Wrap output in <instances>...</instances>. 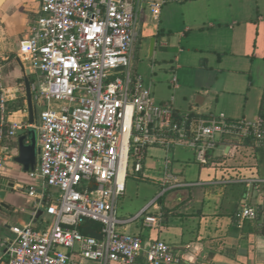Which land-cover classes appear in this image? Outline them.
Returning a JSON list of instances; mask_svg holds the SVG:
<instances>
[{
  "label": "built area",
  "instance_id": "obj_1",
  "mask_svg": "<svg viewBox=\"0 0 264 264\" xmlns=\"http://www.w3.org/2000/svg\"><path fill=\"white\" fill-rule=\"evenodd\" d=\"M145 1L157 14L160 5ZM135 27L129 0H38L34 26L16 54L36 75L32 101L41 108L38 122L26 124L36 131L38 149L28 173L36 183L25 189L34 203L29 222L9 228L12 238L0 246L3 264H136L139 258L141 264H181L167 242L145 243L119 230L139 220L146 228L159 221L150 212L156 200L127 220L117 217L129 167L137 176L149 148L168 155L189 150L199 165L221 169L226 159L213 158L224 144L233 149L232 158L239 149L252 150L254 162L255 153L264 151V115L205 119L156 102L132 70ZM7 101L0 96L1 116ZM22 129L19 123L6 128L1 117L0 143ZM254 166V177L234 167L235 176L225 180L246 187L233 217L237 228L264 216V176ZM161 176L163 191L186 186L169 160Z\"/></svg>",
  "mask_w": 264,
  "mask_h": 264
},
{
  "label": "crops",
  "instance_id": "obj_2",
  "mask_svg": "<svg viewBox=\"0 0 264 264\" xmlns=\"http://www.w3.org/2000/svg\"><path fill=\"white\" fill-rule=\"evenodd\" d=\"M151 1L160 5L157 14H153L145 0H129V4L136 15L132 70L143 79L154 100L171 103L179 112L205 119L222 116L254 120L264 115L261 111L264 99V0ZM0 11H4L0 21L1 50L10 40L19 45L22 37L33 28L38 0H3ZM151 41H154L152 46ZM144 50V57L149 59L146 64L150 67L149 76L137 69L139 54ZM15 61L8 81H3L0 67V93L8 99L1 117L6 128L11 123H19L28 129L24 85L15 84L22 69L17 58ZM23 71L25 77L31 76L35 81L36 75L26 69ZM173 77L175 84H172ZM3 82L7 84L4 86ZM16 145L17 137L0 143V179L13 185L0 210V246L11 239L10 227L29 222L34 203L25 189L36 182L14 162ZM175 151L165 160L152 150L147 161L145 153L142 171L135 176L136 180L155 186L159 190L157 197L143 198L132 213L126 203L127 178L125 192L116 203L117 217L127 220L156 200L150 212L159 215L158 223L146 228L135 222L122 225L119 230L139 235L145 243L151 240L167 242L181 264H264V216L237 228L233 214L230 216L220 210L225 208L220 202L226 198L212 194L215 188L233 190L239 184L223 178L202 180L200 168L203 166L195 161L194 154L181 150L187 154L179 159L174 157ZM233 153V149L224 144L217 149L213 160H227ZM166 160L171 167L178 165L179 170L173 173L186 184L184 188L163 191L160 180ZM193 166L197 168L195 174L190 172ZM156 174L158 177L154 179ZM47 193L55 195L53 190ZM244 193L240 198L234 193L229 196L235 197L240 206ZM4 252L5 248L1 247L0 264L7 260Z\"/></svg>",
  "mask_w": 264,
  "mask_h": 264
},
{
  "label": "rangeland",
  "instance_id": "obj_3",
  "mask_svg": "<svg viewBox=\"0 0 264 264\" xmlns=\"http://www.w3.org/2000/svg\"><path fill=\"white\" fill-rule=\"evenodd\" d=\"M4 16V11H0V21L2 20ZM9 48L11 49V52L9 50ZM17 48H18V44L13 41L10 40L8 42V45L6 43H4V45H2V49L0 50V67L2 68V76H3V81L6 80L8 81V77H10V73L11 71L15 68L16 66V53H17ZM15 56V57H14ZM145 56V50L143 53L139 54L138 57V64H137V69L139 71V73H143L147 76H149L150 73V67H146V64L149 63V59L144 57ZM143 60V62H142ZM159 62L158 64H156V68L157 66H159ZM24 67L27 68L28 64H24ZM26 76L25 71H21L19 73V78L17 79V81H15V84H22L24 77ZM28 80L30 83H33L34 80L31 76H27ZM5 82H3V85L5 86ZM34 105V104H33ZM41 110V108L37 107V105H34V120L35 123L38 122V117H39V111ZM152 150H155L158 152L159 157L161 160H165V158L167 159L168 157L171 158V156H167L168 154L166 153V151L164 149H159V148H149L146 151L147 154V161L148 158L150 157V155L148 153H150ZM187 152L181 151L179 149H177L174 153V157L175 158H185L186 157ZM256 154V161L254 162L253 156H252V150L250 149H239L238 152L236 153L235 158H229L226 160V165L227 167L225 168H209V167H201L200 168V175H201V179L202 180H213V179H221L222 177L227 180L229 179V177L231 176H235V171H234V167H240L241 170V174L243 175V177H247V178H251L254 177L256 174V167L254 166V164L257 163V171L258 174L260 176H264V151H258L255 153ZM167 156V157H166ZM170 164V162H169ZM165 165V164H164ZM164 165H162V170L164 168ZM171 165V164H170ZM153 166H157L156 164H153ZM172 172H176L179 170V167L177 164H173V166L171 167ZM197 168L195 166H193L190 169V172L194 174L196 173ZM153 175V173H152ZM153 177H155L154 179H156L158 177V175H154ZM137 178L133 177L132 174V168L131 166L129 167V176H128V182H127V199H126V203H127V207L130 209V211L132 213H134V211H136L139 203L142 201V199L146 198V199H150V198H155L159 195V190L156 189L155 186L147 183V182H140L138 180H136ZM237 190L239 192L238 188H234L232 190L229 189V187H225L223 188V191H221L220 188H215L214 191L212 192V194L216 195L217 197L222 196L226 198V201L224 202H220V205H225L224 209H220L222 212L224 211L226 214L228 215H232L234 212L237 211V208L239 207V202L236 201V195H237ZM232 193H234V198L230 197L229 195H232ZM223 194V195H222ZM224 198V199H225ZM118 202V201H117ZM219 205V204H218ZM119 210L120 207H119ZM137 224L141 223V221H137ZM135 224V223H134ZM12 238V237H11Z\"/></svg>",
  "mask_w": 264,
  "mask_h": 264
},
{
  "label": "water",
  "instance_id": "obj_4",
  "mask_svg": "<svg viewBox=\"0 0 264 264\" xmlns=\"http://www.w3.org/2000/svg\"><path fill=\"white\" fill-rule=\"evenodd\" d=\"M2 0H0L1 4ZM154 41H151V46ZM18 65L24 70L20 61H17ZM24 91L26 100V111L28 116V124L33 126L34 124V108L32 101L31 84L27 77H24ZM1 96V93H0ZM1 118V112H0ZM17 137V156L14 158V162L22 167L23 172L31 173L36 167L37 158V142L36 131L33 128L22 129L16 133ZM12 184H8L0 179V210L4 207V199L8 193L11 192Z\"/></svg>",
  "mask_w": 264,
  "mask_h": 264
},
{
  "label": "trees",
  "instance_id": "obj_5",
  "mask_svg": "<svg viewBox=\"0 0 264 264\" xmlns=\"http://www.w3.org/2000/svg\"><path fill=\"white\" fill-rule=\"evenodd\" d=\"M261 111H262V113H264V99H263V102H262V104H261ZM257 152H258V151H257ZM214 161H215V162H219V161H221V160H214ZM236 188L239 189V192H238V190H237V196L240 198L241 194L244 193V191H245V187H244V185L239 184ZM234 214H235V212H234L233 215H232L233 217H234ZM90 227H92V231H96V230L98 229V226H97V225H92V226H90ZM89 234H91V233H89ZM92 234H93V233H92ZM142 261H143V259H142V258H139V259L137 260L136 264H141Z\"/></svg>",
  "mask_w": 264,
  "mask_h": 264
},
{
  "label": "bare ground",
  "instance_id": "obj_6",
  "mask_svg": "<svg viewBox=\"0 0 264 264\" xmlns=\"http://www.w3.org/2000/svg\"><path fill=\"white\" fill-rule=\"evenodd\" d=\"M3 1V0H2Z\"/></svg>",
  "mask_w": 264,
  "mask_h": 264
}]
</instances>
